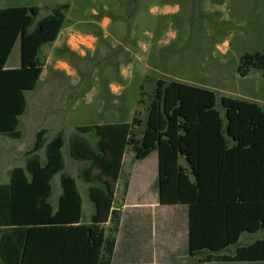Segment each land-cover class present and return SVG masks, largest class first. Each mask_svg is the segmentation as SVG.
Returning <instances> with one entry per match:
<instances>
[{
  "label": "trees",
  "instance_id": "obj_1",
  "mask_svg": "<svg viewBox=\"0 0 264 264\" xmlns=\"http://www.w3.org/2000/svg\"><path fill=\"white\" fill-rule=\"evenodd\" d=\"M67 7L36 23L37 7L0 9V136L20 138L25 92L41 77V48L57 39ZM17 42L20 66L8 69ZM251 70L264 76V54L241 57L239 76ZM216 103L211 90L159 80L144 122L135 114L130 123L77 127L96 138L94 146L79 135L68 143L69 157L87 164L80 177L94 212L86 225L76 182L64 172L63 135L49 138L40 129L24 168H14L0 185V264H111L127 181L121 207L113 202L127 151L137 161L156 152L159 204L187 207L189 264H264V239L238 246L243 234L264 230V108L221 97L223 119ZM56 175L61 195L53 208L48 199ZM230 248L232 255H221Z\"/></svg>",
  "mask_w": 264,
  "mask_h": 264
},
{
  "label": "rangeland",
  "instance_id": "obj_2",
  "mask_svg": "<svg viewBox=\"0 0 264 264\" xmlns=\"http://www.w3.org/2000/svg\"><path fill=\"white\" fill-rule=\"evenodd\" d=\"M61 5L68 7L58 40L42 46L39 54L45 75L33 90L25 92L27 106L18 127L21 139L0 137V157H6L3 154L6 144L14 146L16 152L29 150L37 130L47 129L49 137L61 132L65 140L64 172L77 182L82 224H89L94 212L87 185L79 176L87 164L69 157L68 143L72 136L79 135L94 146L96 138L93 134H78L77 127L130 123L135 114L144 122L159 80L213 91L217 97L216 109L223 119L221 97L255 102L264 108L263 72L251 70L244 78L237 72L244 55L264 54V0H0V9L39 8L35 23ZM67 30L91 35L95 42L87 40L89 44H81L75 52L63 50L66 46L62 33ZM59 62L67 63L73 73L57 71L55 66ZM6 66H20L19 42ZM142 130H137L138 136ZM25 159L24 153L16 154L11 168L21 167ZM124 159L113 202L116 208L121 207L123 184L131 178L128 174L133 169L135 194L146 196L148 188L152 193L156 190L155 153L146 163L134 162L130 151ZM51 184L49 203L54 207L60 194L58 175ZM177 209L172 206L159 209L155 218L153 214L146 217L145 210H125L124 217L133 218L135 225L130 233L126 232L131 242L126 250L133 254V257L129 254L130 260L140 253V244L144 242L141 236L149 234V227L156 224L159 229L165 217L177 218V211H184ZM186 217L187 212L180 215L185 225ZM133 230L140 233L137 239H130ZM260 239H264V230L243 234L238 246ZM234 251L235 248H230L221 255L230 256Z\"/></svg>",
  "mask_w": 264,
  "mask_h": 264
},
{
  "label": "crops",
  "instance_id": "obj_3",
  "mask_svg": "<svg viewBox=\"0 0 264 264\" xmlns=\"http://www.w3.org/2000/svg\"><path fill=\"white\" fill-rule=\"evenodd\" d=\"M105 23L107 24L108 20H106ZM59 35H60V33H59ZM59 35H58V37H59ZM58 37L54 41V43H56V41L58 40ZM62 37L65 40L64 43L66 46V47L63 46L62 49L70 51V52L77 51L79 46H81V44L85 45V46L88 45L89 43H87V40L88 41L94 40V42H95V39L91 35L84 36V35H81L78 33H74L72 30H67V31L63 32ZM68 47H69V49H68ZM6 68H8V67L6 66ZM13 68H16V67H13ZM13 68H8V69H13ZM55 68L57 71L58 70L66 71L67 74L73 73L71 71L70 67L65 62H59L55 66ZM44 75H45V73H44V66H43L41 77H40L39 81L41 80V78ZM38 131L39 130H37L35 132V136H36V133ZM20 134H21V132H20ZM53 136H51V137H53ZM0 137L10 139V138H8L6 136H2V135ZM20 139H21V136L19 139H10V140L16 141V140H20ZM34 140H35V138H34ZM13 147L14 146H12V145L6 144L4 146V151H3V154L6 155V157L5 156L0 157V185L8 184L10 172L14 168H24L25 161L21 167L11 168V167H13L11 165L13 164L12 160L15 159V155L17 154L19 156L23 153L25 154L26 152H28L32 148L31 147L29 150H26L25 152H21V151L16 152L15 148H13ZM154 153H155V162L157 163L156 169L158 171V156H157L156 152H153L152 154H154ZM152 154H150V156ZM150 156L147 157L146 159L142 160V161L146 163L147 162L146 160H148L150 158ZM135 161L137 162V160H134V162ZM5 165L6 166L10 165V166H9V168H5L4 167ZM65 174H67V173H65ZM133 174H134V169L132 170L131 174L130 173L128 174L129 175L128 177H131V178H129V180H127L128 181V191H127L126 196L124 197V202H123V205L121 207V221H120V226H119L118 232L115 236V246H114V250H113L111 264H113V262H115V264H168L171 262L173 264H189V262L191 260L189 258V254H188V209L186 206H185L186 209H184L180 205L179 206L178 205L172 206L174 208L184 210V211H177V215H176L177 218H175V217L173 218V216L171 218L165 217L164 221L161 222L159 229H158V226L156 224L155 225L152 224L151 228L149 227V234L146 236L144 235L143 237L141 236V239H142V241L144 240V242H142V244H140V251H139L140 253H137V255L134 258L135 260H130L131 256H129V254L131 255L132 251L130 250L129 254H128L126 249L128 246H131V242H129L127 240L128 237L126 235V232L130 233V231L132 229H134L135 225L133 223V218H131L132 219L131 220L129 218L127 219L126 217H124L125 210L126 209L145 210L146 211V217L150 218V216L152 217V214H153L154 215L153 218H155V213L157 212V210L165 209L167 207V206H162L159 204V198H158L157 190H154V193H152L150 191V189L148 188V186H147L148 191H147L146 196H144V195L140 196V194H135L134 187H133V179H134ZM67 175H69V174H67ZM80 175H81V173L79 174V176ZM69 176H71V175H69ZM53 179H52V181H53ZM52 181H51V183H52ZM119 181L117 182V185H116V193L114 196V200L117 197V189H119V186H120ZM156 181H157V175H156V180L153 183V185L156 184ZM75 182H76V180H75ZM76 186H77V182H76ZM51 187H52V184H51ZM59 187H60V180H59ZM149 192L152 195L151 198L149 197V194H148ZM51 194H52V191H51ZM51 194H50V197L48 199V202L51 198ZM60 195H61V188H60V194L56 198V204L54 207L52 206L53 208L56 207ZM169 207H171V206H169ZM184 212H187L186 225L184 224V218L180 219V215H182ZM81 221H82V218H80V223H81ZM154 221H155V219H154ZM142 223H144V222H142ZM105 227H108V225H106ZM133 231H134L133 234H130V236H132V237L131 238L129 237V238L130 239H137L140 236V233L138 234L137 231H135V230H133ZM132 257H133V254H132Z\"/></svg>",
  "mask_w": 264,
  "mask_h": 264
}]
</instances>
